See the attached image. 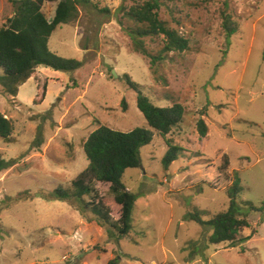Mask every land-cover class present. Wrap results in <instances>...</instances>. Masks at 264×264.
<instances>
[{
  "label": "rangeland",
  "instance_id": "obj_1",
  "mask_svg": "<svg viewBox=\"0 0 264 264\" xmlns=\"http://www.w3.org/2000/svg\"><path fill=\"white\" fill-rule=\"evenodd\" d=\"M143 1L80 0L48 47L81 65L38 66L16 95L0 84V113L12 126L0 137V264H264V0H157L159 19L189 43L169 52H162L163 35L138 36L141 25L125 15L124 6ZM57 2L43 6L48 19ZM15 9L0 0V27ZM227 15L236 28L231 35ZM139 39L147 54L135 49ZM127 76L153 104L184 107L182 122L166 135L180 147L168 168L162 160L169 146L147 125ZM198 119L207 127L203 138ZM100 125L152 132L140 166L122 177L137 199L121 237L84 208L90 196L54 197L88 165L83 145ZM235 173L250 223L239 235L250 239L211 244L210 227L189 215L207 221L225 211ZM95 185L118 219L109 184Z\"/></svg>",
  "mask_w": 264,
  "mask_h": 264
},
{
  "label": "trees",
  "instance_id": "obj_2",
  "mask_svg": "<svg viewBox=\"0 0 264 264\" xmlns=\"http://www.w3.org/2000/svg\"><path fill=\"white\" fill-rule=\"evenodd\" d=\"M10 1L16 7L14 15L0 27V84L6 94L16 95L18 86L24 83L38 66L71 71L81 65L75 59L57 55L48 47V40L54 30L75 18L80 0ZM49 2H57L51 19H48L43 11V6ZM123 8L126 16L141 25L136 29L138 36L163 35L162 52L184 51L188 48V40L176 30L165 26L159 19L157 0H145L142 3L137 2L128 8L125 6ZM225 20L227 35L235 33L236 28L229 25V15L225 16ZM134 47L137 51L147 54L140 39L135 41ZM154 60L153 58L152 61L154 62ZM126 78L127 84L137 93V106L147 125L159 132L169 146L162 160L164 167L168 168L169 164L177 159L180 147L173 145L166 139V135L173 127L182 122L184 107L180 103L164 107L157 106L142 93L139 84L129 76ZM121 104L125 110L124 99ZM197 130L201 138L205 137L207 127L203 119H198ZM11 133L12 126L9 119L0 113V137L7 139ZM151 141L152 132L145 127L122 132L100 125L90 133L83 145L88 165L72 180L71 188H57L54 197L61 201H69L73 198L81 200L88 195L90 201L85 203L84 208L94 214L98 224L108 225L109 230L114 229L118 237L128 234L131 229L132 209L137 196L126 189L122 177L127 168L140 166V148ZM227 164L228 160L225 159L224 166ZM234 175L232 184L227 190L229 205L225 211L217 213L207 221H202L195 214L189 215L197 223L210 227L212 233L209 242L211 244L227 242L230 247H234L238 242L250 239V236L239 235L243 228L250 226V223L247 219L248 213L242 210V203L237 200V195L242 191V187L237 173ZM97 182L109 184V192L112 193L115 203L120 206L118 219H113L109 206L99 197L95 187ZM243 204H246L250 211L263 209L262 206L258 208L252 203ZM263 221L264 218H260L258 223ZM116 260V258L112 259L108 264H115Z\"/></svg>",
  "mask_w": 264,
  "mask_h": 264
}]
</instances>
